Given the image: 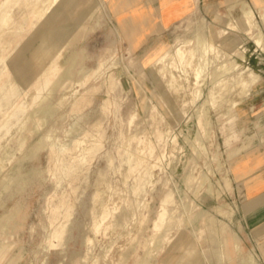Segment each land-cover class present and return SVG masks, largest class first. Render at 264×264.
Returning <instances> with one entry per match:
<instances>
[{"label": "rangeland", "instance_id": "1", "mask_svg": "<svg viewBox=\"0 0 264 264\" xmlns=\"http://www.w3.org/2000/svg\"><path fill=\"white\" fill-rule=\"evenodd\" d=\"M114 2L0 0V264H264L232 174L260 114V10L247 33L229 0H191L170 41L138 50ZM199 36L205 58H172Z\"/></svg>", "mask_w": 264, "mask_h": 264}, {"label": "crops", "instance_id": "2", "mask_svg": "<svg viewBox=\"0 0 264 264\" xmlns=\"http://www.w3.org/2000/svg\"><path fill=\"white\" fill-rule=\"evenodd\" d=\"M195 1L198 10L201 0ZM260 1L247 2L258 8ZM128 2H131V5ZM190 2L191 0H115L114 4L109 3V6L116 12L118 27L126 31L134 43L139 44L138 50H142L148 45H159L170 41V31L188 16ZM231 2L232 0H229L230 10ZM237 6L241 9L240 5ZM256 90L246 107L259 108L260 114L253 123L247 148L232 166V174L235 181L243 187L245 199L241 213L248 228L254 234H259L261 254L264 259V87ZM259 97L262 99L261 103L258 102ZM238 153L237 149L235 155ZM223 228L226 242H232V245L238 247V235L233 230ZM168 260L171 262L172 257L169 256Z\"/></svg>", "mask_w": 264, "mask_h": 264}, {"label": "bare ground", "instance_id": "3", "mask_svg": "<svg viewBox=\"0 0 264 264\" xmlns=\"http://www.w3.org/2000/svg\"><path fill=\"white\" fill-rule=\"evenodd\" d=\"M233 3H231V6L232 8L234 6H237V5H240L241 6V10L243 12V17H244V21H245V27H246V31L247 33H250L252 30L255 29L256 27V23H255V16H256V12H255V9L253 6H251L248 2H246L245 0H232ZM264 5V1L259 5V7L257 8L258 10H260L261 14H262V17H264V12L261 11L262 10V6ZM262 26V25H261ZM260 26V28H261ZM227 29H232V23H227ZM226 32V30H225ZM227 33V32H226ZM257 43L258 44H261L263 46L264 44V36L262 35V33L260 32L258 35H257V39H256ZM189 42V41H188ZM187 43V41H186ZM188 44V43H187ZM210 45H212V43L210 42V40L207 38V37H203V36H199L197 38V41H195L193 43V45L191 46H188L190 47L186 52L182 51L181 49H177L175 51V54H173L172 58L173 57H176L178 58V61L181 65L185 66V67H192V60L198 55V51L200 52V54L202 55V57H206L207 56V53H208V49L210 47ZM187 52L190 54V57L188 58L186 56ZM253 54V53H252ZM166 57V56H165ZM165 59V58H164ZM163 60V58H162ZM160 61V60H159ZM161 63V62H159ZM172 64H175V62L172 61ZM257 64V63H256ZM255 64V65H256ZM262 64V62H261ZM169 66V65H168ZM174 66V65H172ZM200 66V65H199ZM243 66H245V68H249L251 70V75H248L245 80H244V85L245 84H252L253 82L257 81L258 79L261 78V75L260 73L255 70L252 66H251V62H250V56H247V55H241L240 57V61H236L235 65H233L232 69H240V68H243ZM162 70H163V64H162ZM160 68V69H161ZM166 68V67H165ZM172 68H175V67H171V71H172ZM201 67H198L196 68L192 74L194 75V78H192L193 80H191L189 83V85L191 86H194V85H199L201 83V74L203 72V70H200ZM167 70V69H165ZM168 71V70H167ZM186 72V70H184ZM230 71V69H229ZM229 71L226 70V72L228 73ZM235 71V70H234ZM165 72V71H164ZM184 72V73H185ZM166 74V73H165ZM229 74V73H228ZM186 75V73L184 74V76ZM171 76H173V74L171 73ZM178 76V75H177ZM190 76V74H189ZM188 76H186L187 78ZM178 79V77H176ZM176 78H174L173 80H176ZM189 79V78H188ZM219 79V77L217 78V80ZM230 80H232V78H230ZM178 81V80H177ZM180 81V79H179ZM188 81V80H187ZM217 82V81H216ZM174 83V82H173ZM179 83V82H178ZM176 88H179L180 91L183 93L184 90H185V84L180 82V84H176L175 85ZM231 86V85H230ZM245 90V89H244ZM241 91H243V87L241 89ZM176 97H177V100H181L180 97L182 94H178L177 91L175 92L174 94ZM241 96V100L243 99L244 97V93L242 92L240 94ZM174 97V96H173ZM23 146V145H21ZM255 257V256H254ZM252 257V258H254ZM254 260L257 262V259L254 258Z\"/></svg>", "mask_w": 264, "mask_h": 264}]
</instances>
